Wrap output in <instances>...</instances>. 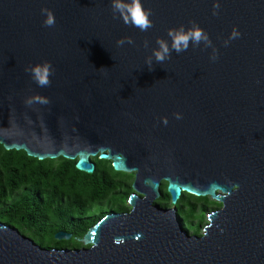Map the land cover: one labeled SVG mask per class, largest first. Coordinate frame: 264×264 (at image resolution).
<instances>
[{
	"label": "water",
	"instance_id": "obj_1",
	"mask_svg": "<svg viewBox=\"0 0 264 264\" xmlns=\"http://www.w3.org/2000/svg\"><path fill=\"white\" fill-rule=\"evenodd\" d=\"M141 4L146 31L112 0H0V146L133 174L129 211L74 239L84 248L46 250L0 224V264H264V0ZM196 27L207 41L172 49L170 29ZM45 63L41 86L31 69ZM163 182L170 208L157 203ZM182 194L220 205L200 237L178 219Z\"/></svg>",
	"mask_w": 264,
	"mask_h": 264
},
{
	"label": "trees",
	"instance_id": "obj_2",
	"mask_svg": "<svg viewBox=\"0 0 264 264\" xmlns=\"http://www.w3.org/2000/svg\"><path fill=\"white\" fill-rule=\"evenodd\" d=\"M91 161L95 170L87 175L75 169L76 161H37L22 151H5L0 146V224L46 250L81 249L76 240L103 217L128 212L125 203L131 194L130 174L114 172L110 162L97 157ZM160 193L157 203L170 208L164 182ZM208 207L219 209L220 205L208 198L181 195L176 209L186 233L200 236ZM58 232L71 234L72 238L56 241L54 235Z\"/></svg>",
	"mask_w": 264,
	"mask_h": 264
},
{
	"label": "clouds",
	"instance_id": "obj_3",
	"mask_svg": "<svg viewBox=\"0 0 264 264\" xmlns=\"http://www.w3.org/2000/svg\"><path fill=\"white\" fill-rule=\"evenodd\" d=\"M216 7H219V5H216ZM112 9L114 14H119V18H122L125 24L137 27L141 31H146L152 27V21L149 18L151 9H145L141 4V0H130V3H126L125 0H112ZM42 12L47 14L46 20L44 22L45 25H54L55 17L53 12L47 8L42 9ZM168 35L172 38V49L178 53L187 49L190 40L195 44H199L202 40H208L207 34L199 27H196L186 33L183 31V29H181L180 32H174L170 29ZM239 36L240 33L234 29L231 38H237ZM126 39L128 43L133 42L131 38ZM124 42L125 39H121L117 43L119 45H123ZM157 43L160 45L161 50L155 51L154 55L158 62H163L166 55L169 54V47L162 40L158 39ZM50 67V63H45L43 66L37 65L31 69L33 78L39 85L45 86L50 83ZM30 102L31 101H29V103ZM177 118H180L179 115H177ZM165 123H167L166 118Z\"/></svg>",
	"mask_w": 264,
	"mask_h": 264
},
{
	"label": "rangeland",
	"instance_id": "obj_4",
	"mask_svg": "<svg viewBox=\"0 0 264 264\" xmlns=\"http://www.w3.org/2000/svg\"><path fill=\"white\" fill-rule=\"evenodd\" d=\"M131 176H132V180L129 182L130 184L133 182V174H130ZM128 199V198H127ZM208 200L209 201H211L209 198H208ZM127 201V200H126ZM211 202H213V201H211ZM215 204H217V203H215ZM125 208L127 209V211H129V207H128V205H127V202L125 203ZM163 208V207H162ZM216 210H218L217 208H215V207H208V208H206V211L204 212V224L200 227V229H199V235L201 236L202 235V233H203V231H201V229L204 227V226H206L207 225V220L205 219V215L207 216L209 213H211V212H213V211H216ZM197 214H200V206L198 207V210H197ZM195 224H196V221H194L193 222V226H195ZM192 232H188L187 234L189 235V236H192V234H191ZM200 236H196V237H200ZM81 246H82V244H81ZM82 248H84L83 246H82Z\"/></svg>",
	"mask_w": 264,
	"mask_h": 264
}]
</instances>
